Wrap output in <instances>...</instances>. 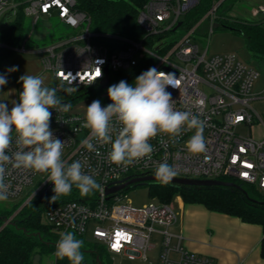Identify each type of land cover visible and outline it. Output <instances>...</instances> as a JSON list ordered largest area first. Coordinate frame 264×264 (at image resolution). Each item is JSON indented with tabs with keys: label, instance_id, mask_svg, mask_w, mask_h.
<instances>
[{
	"label": "built area",
	"instance_id": "built-area-1",
	"mask_svg": "<svg viewBox=\"0 0 264 264\" xmlns=\"http://www.w3.org/2000/svg\"><path fill=\"white\" fill-rule=\"evenodd\" d=\"M199 2L148 0L138 15V23L146 37L129 39L109 35L116 40L114 46H109L95 41L100 34L90 30V17L74 8L75 0H26L24 13L33 18V25L42 16L59 17L69 27L88 23L83 33L35 51L41 55L43 70L50 71L68 89L100 87L106 92L101 82L106 76L111 82V73L138 75L155 67L175 73L180 82L179 89H167L175 100L174 108L195 115L205 125V151L197 154L187 151L186 141L194 130L183 131L176 138L160 133L149 141L154 149L150 158L124 167L110 162V146L97 145V152H89L82 146L81 141L90 136L89 129L82 127L83 115L50 109L53 135L65 142L62 159L66 164L81 161L82 170L102 186V190H94L84 200L60 197V201H51L46 206L44 223L59 236L55 245L62 233L73 231L76 235H84L88 241L104 245L110 255L148 260V252L159 246L157 264H217L213 257L184 247L182 236L172 231L178 213L171 203L153 199L142 207H135L124 202L127 195L122 190L125 188L107 193L108 188L129 179L154 175L158 165L167 162L176 171L174 177L219 179L230 176L255 184L264 191V138L243 137L236 132L242 124L264 126V119L250 105L251 101L263 98L252 91L259 71L236 53L209 54V47L202 51L193 39L197 29L207 21L208 29L213 31L217 13L225 0H213L207 12L195 25L185 29L181 38L169 36L182 27L183 16ZM19 5L18 0H0V31L14 21ZM260 12L264 14V5L254 9L253 15ZM31 37L32 32H27L20 45L12 47L0 41V47L30 52ZM97 67L102 73L99 78L96 77ZM12 135L14 141L8 154L16 150V133ZM47 179L46 172L15 168L12 163L6 165L8 196L20 198L19 201L27 197L12 217L52 184ZM53 187L52 184L47 193L53 192ZM74 189L77 188L73 186L72 191ZM92 225L94 237L89 239ZM154 233L159 234L160 244L152 241ZM117 244L118 247H114ZM41 262L42 258L39 264ZM49 264H57L56 256Z\"/></svg>",
	"mask_w": 264,
	"mask_h": 264
},
{
	"label": "clouds",
	"instance_id": "clouds-1",
	"mask_svg": "<svg viewBox=\"0 0 264 264\" xmlns=\"http://www.w3.org/2000/svg\"><path fill=\"white\" fill-rule=\"evenodd\" d=\"M97 69L99 74L96 77L99 78L102 73ZM17 70L13 66L7 71ZM19 82H22V91L10 109L0 100V201L8 199L5 175L9 163L15 168L48 173L47 180L54 185L53 201L58 195H69L73 186L84 196L102 190L101 184L82 170L81 161L66 164L62 159L65 142L55 137L50 128V109L68 112L72 105L62 103L57 88L44 86L40 76L25 73L19 77ZM7 83V76L0 74V88ZM179 83L175 73L150 67L133 83L121 80L109 86L110 104L102 106L99 100H94L86 107L82 127L89 129L90 136L81 141L82 146L89 152H97V145H108L110 162L127 167L150 158L154 149L149 141L158 134L176 138L183 131L194 130L186 141L187 151L192 154L205 151L204 122L187 111L176 110L175 100L167 91L169 87L179 89ZM74 90L67 89L69 93ZM13 132L16 133V150L8 154L14 141ZM175 175L174 167L167 162L160 163L155 171L156 178L165 184ZM82 246L83 241L75 232L67 231L61 234L54 254L61 260L67 258L70 264H82Z\"/></svg>",
	"mask_w": 264,
	"mask_h": 264
},
{
	"label": "trees",
	"instance_id": "trees-1",
	"mask_svg": "<svg viewBox=\"0 0 264 264\" xmlns=\"http://www.w3.org/2000/svg\"><path fill=\"white\" fill-rule=\"evenodd\" d=\"M17 16L5 29L0 31V41L9 46L16 47L21 44L27 34L26 16L24 7L26 0H18ZM148 0H75V9L86 13L90 17V30L100 34L95 38L96 42L114 46L116 40L109 35H119L129 39H142L146 32L138 23V15ZM213 0H200L190 9L182 19L183 29H189L195 25L211 7ZM222 26L225 29L240 33L245 38L248 49L258 57L264 58V20H231L220 13L215 19L214 27ZM214 30V29H213ZM11 50L0 48V60L10 55ZM140 75V74H138ZM132 73H111L110 85L117 84L121 80L133 83L138 76ZM61 81L54 79L49 88H57V96L62 98L60 91ZM107 87V89L109 88ZM62 88H67L64 84ZM100 99L106 105L111 101L102 97L107 93L100 88ZM86 89H77L70 95L72 99L62 100L71 103L75 99L84 96ZM218 180L235 183V186H188L182 184L162 183L161 181L146 183L150 187L152 198L164 203H171L176 194H180L185 203H198L212 211L239 217L242 221L262 225L264 230V191L257 185L239 180L230 176H222ZM136 186V185H133ZM130 187L122 190L125 193ZM94 192H91L93 194ZM90 194V193H89ZM89 194L87 196H89ZM55 195L49 192L43 197L36 195L26 203L22 209L12 217L23 205L27 197L10 206L0 203V264H33L35 254H53L56 251V241L59 236L54 234L51 228L42 221V213ZM64 199L84 200L78 189H74L67 196H56L55 201ZM12 218L10 224L2 227ZM83 241L81 251L89 254L91 259L84 256L82 264H113L110 253L106 247L96 242H91L84 235H76ZM261 253L264 257V236L261 241ZM57 264H70L67 258H57Z\"/></svg>",
	"mask_w": 264,
	"mask_h": 264
},
{
	"label": "rangeland",
	"instance_id": "rangeland-1",
	"mask_svg": "<svg viewBox=\"0 0 264 264\" xmlns=\"http://www.w3.org/2000/svg\"><path fill=\"white\" fill-rule=\"evenodd\" d=\"M260 5H264V0H225L224 4L219 8L217 15L222 13L231 20H264V14L262 12L256 16L253 15V10L257 9ZM25 24L27 27V32H32L31 40L28 43V48H30L32 51L20 52L9 49L11 50L10 55L0 60V74L6 75L8 80V83L3 88H0V100H3V102L7 103L9 109L12 106L11 103L13 100H18L19 93L22 91V82H19V77L21 75L26 73L28 75L40 76L44 80V86L46 87L54 82L55 77L50 71L43 70L40 63L41 55L35 51L43 48L44 46L52 45L55 42L66 39L70 36L79 35L85 31V28H87L88 25V23H85L79 27H69L66 26L59 19V17L46 18L44 16L39 19L36 25H33V18L31 16H26ZM208 25L209 21L197 29L193 36L194 41L200 45L202 51L206 47H209V54L230 52L236 53L241 60L259 71V76L254 81L252 91L255 94H261L263 98L251 101L250 105L264 119V58L256 56L248 49L245 38L240 33L225 29L222 26H216L213 28L214 30L210 32ZM184 30L185 29L181 27L177 32L169 36L179 39L185 34ZM13 66H16L18 70L9 73L7 70ZM59 88L60 91L64 92V95L61 99L70 100L72 97H74H70V95H74L73 91L69 93L67 91L68 88H62L61 84L58 89ZM86 91H88L87 94L75 99L70 103L72 105L70 109L72 113L85 116L86 107L94 100H99L102 106H107L100 99L101 93L97 87L88 88ZM236 132L243 137L250 135L255 139L264 138V126L261 124L253 127L242 124L236 128ZM125 194L127 196L124 198V202H127L135 207H142L155 199L152 198L150 187L147 184L132 186L125 192ZM179 198L183 200L180 194H176L171 201V204L174 206L178 215L181 213L180 211H182V209L179 208ZM19 199L20 198L8 196L7 200L0 201V203L10 206L14 202H18ZM44 212L42 213L43 222H45ZM93 230L94 226L92 225L90 226V231L87 238L93 239ZM152 241L156 244H160V236L158 233L153 234ZM86 245L87 243H85L83 246ZM158 251L159 246L150 250L148 252V260H144L142 257L131 258L128 255H110V257L112 258L113 264H157ZM83 253L85 257L91 259L89 254L85 252ZM53 258H55L54 253L44 254L42 256L41 263L49 264V261L53 260Z\"/></svg>",
	"mask_w": 264,
	"mask_h": 264
},
{
	"label": "crops",
	"instance_id": "crops-1",
	"mask_svg": "<svg viewBox=\"0 0 264 264\" xmlns=\"http://www.w3.org/2000/svg\"><path fill=\"white\" fill-rule=\"evenodd\" d=\"M178 203L182 211L172 231L182 236L187 250L213 257L217 264H264L262 225L181 198Z\"/></svg>",
	"mask_w": 264,
	"mask_h": 264
},
{
	"label": "water",
	"instance_id": "water-1",
	"mask_svg": "<svg viewBox=\"0 0 264 264\" xmlns=\"http://www.w3.org/2000/svg\"><path fill=\"white\" fill-rule=\"evenodd\" d=\"M180 25L181 22L177 26ZM109 82L110 79L108 76H106L101 82V87L103 89H106L109 85ZM107 95H108L107 93H103L102 97H106ZM156 181H160V180L156 178L155 174L144 177L133 178L126 180L121 184L108 188L107 193L117 192L128 186L146 184L148 182H156ZM168 183L182 184L188 186H214V185L235 186L236 185L235 183L221 181L218 179H193V178H182V177H173L172 180ZM51 186L52 184L49 185L45 190H43L40 194V197H43L47 193V191L51 188ZM5 225L7 224L5 223L2 227H4ZM40 258H41L40 254H35V256L33 257V264H39Z\"/></svg>",
	"mask_w": 264,
	"mask_h": 264
},
{
	"label": "snow or ice",
	"instance_id": "snow-or-ice-1",
	"mask_svg": "<svg viewBox=\"0 0 264 264\" xmlns=\"http://www.w3.org/2000/svg\"><path fill=\"white\" fill-rule=\"evenodd\" d=\"M99 74V72L97 71L96 72V75H98ZM61 75H63V74H61ZM250 166V165H249ZM114 247H118V244L117 245H114Z\"/></svg>",
	"mask_w": 264,
	"mask_h": 264
},
{
	"label": "flooded vegetation",
	"instance_id": "flooded-vegetation-1",
	"mask_svg": "<svg viewBox=\"0 0 264 264\" xmlns=\"http://www.w3.org/2000/svg\"><path fill=\"white\" fill-rule=\"evenodd\" d=\"M103 92H104V90H103Z\"/></svg>",
	"mask_w": 264,
	"mask_h": 264
}]
</instances>
